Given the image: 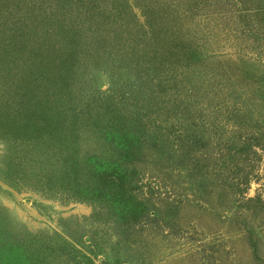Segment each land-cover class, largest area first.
<instances>
[{
	"label": "rangeland",
	"instance_id": "374dc122",
	"mask_svg": "<svg viewBox=\"0 0 264 264\" xmlns=\"http://www.w3.org/2000/svg\"><path fill=\"white\" fill-rule=\"evenodd\" d=\"M14 1L0 0V216L31 236L26 243L43 264H256L248 229L264 257V148L250 142L264 132V48L237 31L236 2L200 0L174 15L176 23L166 19V31H182L198 60H210L152 73L151 46L130 33L148 32L142 7L154 0H36L42 9L29 21L38 35H54L69 51L71 36L79 43L76 82L60 92L63 140L39 126L8 132L7 112L16 106L28 120ZM88 3L98 6L93 15ZM27 8L17 16L28 25ZM108 15L118 17L122 36L108 28ZM163 75L177 96L165 80L153 81ZM123 130L129 158L118 147ZM110 165L126 177L122 194L101 178Z\"/></svg>",
	"mask_w": 264,
	"mask_h": 264
},
{
	"label": "trees",
	"instance_id": "16d2710c",
	"mask_svg": "<svg viewBox=\"0 0 264 264\" xmlns=\"http://www.w3.org/2000/svg\"><path fill=\"white\" fill-rule=\"evenodd\" d=\"M107 1L112 4H116L120 0ZM234 1L236 2L237 6H239L238 10L236 11L239 13L240 20H236L233 23L234 25L239 26L237 27V31L242 32L247 37L250 36L254 38L258 44L262 43V47L264 48V29H261L264 25L257 23L256 20H253L252 16L250 15L254 13H257L260 16L264 15V0H231V2ZM183 2L187 3V6L179 7ZM226 2L234 6L230 1L227 0ZM199 3L200 0H175V2L174 0H154L153 4L148 8L145 6L142 7L145 17V26L148 29V32L143 34V36H139L138 33L131 32L130 36L140 38L143 42V45L140 42L139 44H141L144 48L147 45L151 46H147V55H152L153 57L149 61V63H151L153 66L152 73H160L161 70L172 73L174 69L180 70L182 68L187 69L186 67H192L194 65H208L210 59L198 60L196 55L199 52L192 41L184 40V37H186L185 33L179 30L168 32L166 31L168 26L165 25L166 19L167 21L173 23L175 22L174 15L182 14L185 16L187 13L184 12H191L192 9L196 8V6L198 8ZM13 4L15 11L12 16L11 30L13 31L14 28H16V32H14V34L17 35L16 42L18 44L17 46L14 45V50L17 52V56L22 59L18 61L17 64L27 67V70L22 73L23 80L27 81L28 87V108H26L28 120L25 122L21 120L20 115L23 111V108H21V104L16 106L14 112L12 110L10 112L11 114L7 112V122L11 123V125H8V132L10 131L9 133H11L12 129L15 127L17 129H22V127L28 126L29 129L32 126H39L44 130H47V132L50 134L63 136V140H67V136L69 135V131L66 128L68 125V116L65 113V109L59 106V103L62 102L61 95L63 94V92H60L62 89L64 90L67 86H69L73 81L76 82V70L79 63L78 54L76 51L79 43L74 39V36H71L69 47H71L73 50L69 51L67 49L68 46H63L62 43H56V41H54V35L51 37L50 34L45 33L39 36V32L37 33L38 27L33 25L35 21H29L32 20L33 15H36L39 9H42L38 8L35 10L36 0H15ZM23 5L28 6L27 14H30L28 16V25L21 19H18L17 16V13L22 9ZM88 5L90 4L88 3ZM121 5L124 7L125 2L123 1ZM121 5L119 4L117 7L121 8ZM203 5L205 7L206 5H209L210 7L209 2ZM97 7L98 6L96 5H90L92 15L97 11ZM16 8L19 10H16ZM107 8L108 7H104V9L100 10L102 11L101 13H104ZM183 8L185 9L181 12V9ZM113 11L114 9L111 12ZM196 11L197 9L194 12ZM193 14H195V16H199V11ZM107 21H109V24L107 23L108 28L116 32L117 35L122 36V26L120 25L121 23L118 20V17L115 19L114 16L108 15ZM6 24L8 23L6 22ZM58 37L59 36L56 38ZM108 37L109 36H107L106 42L111 43L112 41H110ZM153 42L158 43L159 46H164V50L158 51L159 48L157 45L154 47L152 46ZM134 46L138 47L139 45ZM2 47L5 49L7 46L4 43ZM122 51L118 53V56L120 59H125L128 52H124L122 54ZM53 54L56 56H53ZM17 56L15 57V60ZM211 63L210 65L212 66ZM148 76L150 75L147 74V77ZM217 77L218 76L215 75L212 77V79L216 80ZM219 77L223 78V76ZM232 77V80H238L234 75H232ZM154 80L155 82H161L162 80H165L164 82H161V86L167 91H177L176 96L178 95V86L171 85L173 81L171 80L170 76L163 75L160 79L153 77V81ZM251 85L253 84H249V86ZM185 88L186 87H181L180 90ZM216 90L217 89L215 87V91ZM256 91L257 90H253L251 93L254 95ZM180 94L185 95L186 93L180 91ZM230 95H233V92H230ZM249 100L252 101V99ZM32 117H34V121L30 124V119ZM113 133H110L109 135L111 140L114 137ZM123 133H125L126 136L124 138L120 136ZM126 133V130L118 133L117 142L118 147L122 150H125L127 152V157L129 158V155H131V137L130 135H126ZM263 135L264 132H262L260 137L254 136L252 141H250L251 144L254 143V146L264 148ZM111 165L109 166L111 169H109V167H106L107 169L105 168L106 172L109 173H107L105 177L101 178L107 182V185L108 182L113 183L114 185L111 188L114 190L115 187V191L122 194L125 191L123 182L125 181L126 177L120 172L118 167ZM249 201L255 202L257 199L251 198ZM136 207L142 208L144 210L142 203L136 205ZM8 226H10L9 219H6L4 215L0 216V264H43V262L37 257V251L34 249V247H32V241L29 242L30 244L26 243V241H28L31 236H28V233L25 234V231L21 230L18 232L16 229H12L15 227L10 226V228H8ZM245 232L250 237L249 248L252 253L253 260L256 264H264V257L260 255V246L257 240L254 238L255 236L257 237L258 234H256L255 230L253 229H248ZM117 263L120 264V262Z\"/></svg>",
	"mask_w": 264,
	"mask_h": 264
}]
</instances>
